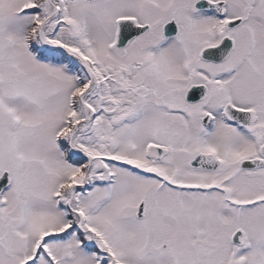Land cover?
Here are the masks:
<instances>
[{
  "label": "snow or ice",
  "instance_id": "obj_1",
  "mask_svg": "<svg viewBox=\"0 0 264 264\" xmlns=\"http://www.w3.org/2000/svg\"><path fill=\"white\" fill-rule=\"evenodd\" d=\"M0 264H264V0H0Z\"/></svg>",
  "mask_w": 264,
  "mask_h": 264
}]
</instances>
